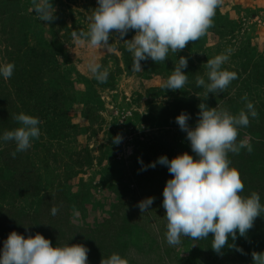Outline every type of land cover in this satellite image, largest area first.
<instances>
[{
	"label": "rangeland",
	"instance_id": "rangeland-1",
	"mask_svg": "<svg viewBox=\"0 0 264 264\" xmlns=\"http://www.w3.org/2000/svg\"><path fill=\"white\" fill-rule=\"evenodd\" d=\"M51 2L55 19L44 22L32 11V0H0V62L15 64L10 79L0 78V134L19 126L14 116L21 112L41 121V134L29 150L13 157L15 144L0 142V176L11 182L0 198L2 214H19L0 218V248L12 231L35 235L39 218L44 229H50L44 237L52 246L85 245L88 264H100L112 253L128 264H252V252L264 251V215L254 220L246 236L229 238L242 253L225 246L217 254L211 248L212 234L198 240L181 237L179 245L169 246L162 192L171 174L160 164L142 170L138 160L147 166L161 155L172 159L184 152L195 159L175 118L187 113L194 127L201 102L238 115L245 109L241 98L247 95L258 116L250 117L249 125L238 132L237 142L252 147L251 153L239 152L240 162L248 166L240 174L241 195L252 193V179L257 178L262 188L256 192L263 203L264 149L257 142L264 133V0H222L204 36L178 53L170 51L165 61H142L138 72L132 70L133 57L124 42L132 39L134 30L123 39L113 32L106 51L74 40L73 31H87L97 0ZM54 41L64 51L55 58L48 54ZM227 49L231 54L223 67L235 71L237 79L222 93L204 99L205 90L194 91L196 77L187 68L185 88L163 87L180 56L200 67L199 76L207 80V60ZM92 59L109 71L106 83L88 73ZM48 88L60 89V95L55 98ZM152 104L174 109L171 118L158 123L149 110ZM118 134L122 142L117 145L113 139ZM8 159L14 160L19 174L6 168ZM147 197L154 202L141 212L138 202ZM53 206L59 209L55 216L50 213Z\"/></svg>",
	"mask_w": 264,
	"mask_h": 264
},
{
	"label": "clouds",
	"instance_id": "clouds-1",
	"mask_svg": "<svg viewBox=\"0 0 264 264\" xmlns=\"http://www.w3.org/2000/svg\"><path fill=\"white\" fill-rule=\"evenodd\" d=\"M221 4L222 0H97V7L88 16L87 31H73L72 36L77 43H87L98 51H106L113 32L123 39L130 30H134L132 39L124 42L133 57L132 70L138 72L143 70L142 61H165L170 51L178 53L189 42L204 36ZM32 5V11L39 20L51 22L55 19L56 10L51 0H32ZM230 54L231 49H227L208 59L207 80L203 76L196 78V86L205 90L204 99L209 93H222L237 79L235 71L223 67ZM187 65V58L180 56L163 87L173 91L185 88L188 76L183 70ZM14 69V63L0 62V78L10 79ZM87 71L98 83L108 80L109 71L96 59L87 63ZM241 99L245 102V109H241L238 115L201 102L194 127L189 126L187 113L182 112L175 118L180 130L186 133L195 159L184 152L172 159L161 155L147 166L138 160L142 170L160 164L166 166L171 174L162 192V207L167 221L165 240L169 246L179 245L181 237L198 240L212 234L211 248L217 254L225 246L242 253L243 249L229 244V238L235 241L237 234L246 236L254 220L264 215V204L257 192L241 195L244 183L228 158L229 153L238 154L241 149L252 151L250 143L237 142V137L239 129L246 128L249 118H256L258 113L247 95ZM14 119L19 126L0 134V142L15 144L13 157L17 152L29 150L33 140L41 134L38 117L21 112ZM121 142L122 137L118 134L113 143L118 145ZM153 202L154 197H147L137 206L143 212L151 209ZM58 211L56 206L50 209L53 216ZM88 252L83 244L52 246L51 241L39 233L25 237L12 231L0 248V264H88ZM251 255L252 264H264V251L252 252ZM100 264H128V260L112 253L102 258Z\"/></svg>",
	"mask_w": 264,
	"mask_h": 264
},
{
	"label": "trees",
	"instance_id": "trees-1",
	"mask_svg": "<svg viewBox=\"0 0 264 264\" xmlns=\"http://www.w3.org/2000/svg\"><path fill=\"white\" fill-rule=\"evenodd\" d=\"M49 46H50V51L48 50L49 51L48 54L51 57H53V58H55V57H57L59 55H62L63 52H64L63 48H62V45L60 43H58V42L54 41ZM43 53H47L46 50H44ZM187 69L193 71V73L195 74L196 78L199 76V73L201 71V68L200 67H196L195 65H187ZM200 90H201V87L194 86V91L196 93L200 92ZM47 91L50 93V95H53L55 98L57 96H59L60 92H61L60 89H55V88H48ZM182 102L186 103L187 100L186 99H182ZM151 108L153 110H151ZM149 110L154 114V118L160 120L158 123L163 122V121L166 122L167 119L171 118V116H172V114L174 112V109H171L168 106H163V105H160V104H152L150 106ZM260 119H261V122L263 123L264 116L262 115L260 117ZM260 138H262L263 140L258 141L257 145H258L259 148L264 149V133L262 134V136H260ZM241 150H243V152H245V153H248V151L246 149H241ZM240 154H243V153H239L238 155L235 154L234 156H232L233 159H229V160L231 161V166L235 167L239 171V173L241 174V172L244 170V167L247 168L248 166L246 164L240 162V160H243L242 158L240 159V156H242ZM13 161L14 160H12V159H8L7 161L4 160V162L6 163V164L5 163L4 164L6 165V168L12 169L15 172V174H17V173L19 174L20 173L19 167H16L15 165L11 164V162H13ZM15 174H14V176H15ZM15 180H16L15 178H12V181H15ZM10 183L11 182L7 181L2 176H0V198L3 196V194H5L7 192V189L11 188V184ZM254 183H255L256 186L254 185ZM2 188H3V190H2ZM260 188H262V181L257 179V178L255 179L253 177V179H252V192H254V191L256 192V190L257 189L260 190ZM261 199H262V197H261ZM262 204H264V201H263ZM2 211H3V207L0 205V218L9 217L10 215H17L19 217V214H17V212L10 214L8 211H6L4 214H2ZM15 219H16V217H15ZM37 221H39L38 225L36 224ZM41 223H42V226H40ZM44 223L45 222H41V220H39V218L36 219V221H35L36 227L34 228V229H36L35 232H34L35 234L39 233V234H41L43 236H46L47 232H49L50 229L46 231V229H44ZM52 226L55 228L58 225L55 224V225H52ZM262 226L263 227L261 229L264 230V223H263ZM56 229H58V227H56ZM56 229H54V231ZM41 231H44V232L41 233Z\"/></svg>",
	"mask_w": 264,
	"mask_h": 264
}]
</instances>
